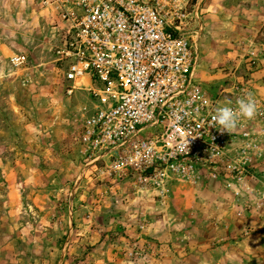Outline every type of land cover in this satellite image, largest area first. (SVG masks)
<instances>
[{
  "label": "rangeland",
  "instance_id": "374dc122",
  "mask_svg": "<svg viewBox=\"0 0 264 264\" xmlns=\"http://www.w3.org/2000/svg\"><path fill=\"white\" fill-rule=\"evenodd\" d=\"M151 1L185 13L202 92L250 97L253 117L198 174L107 178L79 143L93 108L66 93L59 27L0 0V264H264V0Z\"/></svg>",
  "mask_w": 264,
  "mask_h": 264
},
{
  "label": "built area",
  "instance_id": "2783aa9c",
  "mask_svg": "<svg viewBox=\"0 0 264 264\" xmlns=\"http://www.w3.org/2000/svg\"><path fill=\"white\" fill-rule=\"evenodd\" d=\"M35 2L60 29L54 56L67 95L88 92L93 110L79 143L94 166L102 162L101 175L168 180L226 157L244 124L240 119L229 131L211 126L221 105L197 82L185 13L151 0ZM8 62L16 69L28 64L21 54Z\"/></svg>",
  "mask_w": 264,
  "mask_h": 264
},
{
  "label": "clouds",
  "instance_id": "9594fccd",
  "mask_svg": "<svg viewBox=\"0 0 264 264\" xmlns=\"http://www.w3.org/2000/svg\"><path fill=\"white\" fill-rule=\"evenodd\" d=\"M254 113L255 102L250 97L241 98L236 102L235 108L227 104L217 107L211 117V126L229 131L237 126L241 118L251 119Z\"/></svg>",
  "mask_w": 264,
  "mask_h": 264
}]
</instances>
